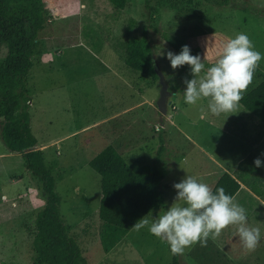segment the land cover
<instances>
[{
    "label": "rangeland",
    "instance_id": "1",
    "mask_svg": "<svg viewBox=\"0 0 264 264\" xmlns=\"http://www.w3.org/2000/svg\"><path fill=\"white\" fill-rule=\"evenodd\" d=\"M41 5L44 23L26 77L31 99L27 110L37 139L34 149L43 154L54 177L68 235L87 264H171L168 243L147 228L132 226L104 252L101 223L130 227L135 212L127 204L115 211L109 201L100 203V176L87 162L111 145L132 167L157 166L164 174L160 186L165 192L157 217L174 202L173 185L186 175L210 186L216 169L204 155L205 98L185 104L183 81L193 76L188 65L173 70L166 53L178 54L188 45L206 66L216 62L230 38L243 32L264 56V0H231L228 6L203 0H127L120 9L110 0H41ZM144 32L152 63L170 92L163 127L156 107L158 79L125 64L127 41ZM5 53L1 44L0 59ZM258 66L264 74V59ZM260 80L253 77L248 88ZM2 123L0 113V132ZM159 134L165 145L160 154ZM119 192L133 206H147L151 200L149 190L136 188L131 178ZM43 204L40 182L26 170L21 153L10 152L0 136V264H31L33 221ZM141 214L139 219L155 217L152 209ZM231 232L209 236L206 246L186 248L178 254L180 264H237L236 238L223 235Z\"/></svg>",
    "mask_w": 264,
    "mask_h": 264
},
{
    "label": "trees",
    "instance_id": "2",
    "mask_svg": "<svg viewBox=\"0 0 264 264\" xmlns=\"http://www.w3.org/2000/svg\"><path fill=\"white\" fill-rule=\"evenodd\" d=\"M203 1L215 6L231 3V0ZM110 2L120 9L127 0ZM43 23L41 0H0V45L6 48L5 55L0 59V113L3 118L0 136L10 152L21 153L26 170L40 182L43 190L44 204L35 213L31 232V264H87L78 244L67 233L59 212L54 177L43 154L34 149L37 139L29 124L27 109L31 99L27 93L26 77L32 66L37 32ZM127 50L125 64L128 67L158 79L151 59L152 48L145 32L140 37H131L127 41ZM214 63H208L205 71ZM253 77H261V80L247 88L239 103L264 124V74L259 67ZM158 140L160 154L165 149L162 134H159ZM257 157L264 162V156L249 154L237 165L234 174L222 173L212 187L213 191L223 187L226 194L233 197L243 183L264 198L261 193L264 190V166H254L253 161ZM87 164L100 176V203L109 201L115 211L120 205L127 204L135 212L130 217V227L106 221L101 223L100 241L104 252H107L126 235L144 210L152 209L153 215H156L165 196L160 186L164 174L157 166L132 167L111 145L102 148ZM130 178L136 188L149 190L151 200L147 206H133L131 198L119 192ZM171 264H180L178 254H172Z\"/></svg>",
    "mask_w": 264,
    "mask_h": 264
},
{
    "label": "clouds",
    "instance_id": "3",
    "mask_svg": "<svg viewBox=\"0 0 264 264\" xmlns=\"http://www.w3.org/2000/svg\"><path fill=\"white\" fill-rule=\"evenodd\" d=\"M166 58L173 70L184 65L190 68L193 78L183 81L185 104L195 105L202 98H209L210 112L219 116L238 108L264 56L255 50L249 36L241 32L222 46L218 59L206 71L201 56L192 55L188 45H183L178 54L167 52ZM202 72L201 78H195ZM253 164L256 168L264 166L259 157ZM173 188L174 202L158 217L145 215L139 219L133 225L136 230L147 228L150 234L168 243L172 254H182L196 243L206 246L209 236L218 237L228 226L237 225L243 247L248 251L257 248L260 229L248 226L245 208L226 194L223 187L213 191L208 184L186 175Z\"/></svg>",
    "mask_w": 264,
    "mask_h": 264
},
{
    "label": "crops",
    "instance_id": "4",
    "mask_svg": "<svg viewBox=\"0 0 264 264\" xmlns=\"http://www.w3.org/2000/svg\"><path fill=\"white\" fill-rule=\"evenodd\" d=\"M205 102L204 155L216 169V177L209 186L212 188L222 173L234 174L237 165L249 154L264 156V124L240 103L233 113L215 116L208 108L209 98H205ZM261 193L264 196V190ZM233 199L245 208L248 226L260 229L261 240L254 251H248L239 238L237 225L222 230L232 231L223 235L234 234L236 238L237 264H264V198L240 183Z\"/></svg>",
    "mask_w": 264,
    "mask_h": 264
},
{
    "label": "water",
    "instance_id": "5",
    "mask_svg": "<svg viewBox=\"0 0 264 264\" xmlns=\"http://www.w3.org/2000/svg\"><path fill=\"white\" fill-rule=\"evenodd\" d=\"M155 73L158 77L160 89H159V97L156 101V107L159 112V126H164V115L167 113V97L170 95L168 91V84L164 79V75L160 71V69L154 66Z\"/></svg>",
    "mask_w": 264,
    "mask_h": 264
}]
</instances>
